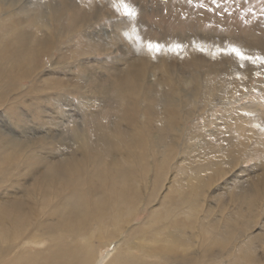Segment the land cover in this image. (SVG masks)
<instances>
[{
	"label": "rangeland",
	"instance_id": "rangeland-1",
	"mask_svg": "<svg viewBox=\"0 0 264 264\" xmlns=\"http://www.w3.org/2000/svg\"><path fill=\"white\" fill-rule=\"evenodd\" d=\"M12 3L11 6L0 2V130L12 136L17 147L26 149L16 148L12 152L0 146V210L10 205L14 196L10 192L17 197L19 192L20 195L28 189L31 192L32 181L28 179L32 169L40 168L45 173L49 168L55 175L54 187L48 189L52 193L49 197L59 188L71 203L73 187L66 184L63 172L71 163L83 165L84 185L99 187L102 183L107 195L121 190L123 183L118 174L110 172L111 153L115 152H111L109 142L125 150L128 133L135 128L150 142L144 153L146 158L142 159L143 163L150 161V165L133 164L134 178L143 193H134L132 205L138 211L133 223L139 229L129 236L131 242L150 244L151 237L144 233L168 219L171 221L168 230L181 228L180 236L192 235L189 240L192 244L187 241L177 249L185 258L194 257L193 254L200 257L203 246L209 245L210 226L206 223L209 219H214L216 226L228 224L241 231L247 223L250 227L245 229L244 236L259 235L264 240V187L256 181L264 171V0H14ZM125 4L135 10L134 16L125 13ZM149 43L160 45L159 51H150ZM193 48L202 52L213 49L217 54L207 60L199 53L194 55ZM231 48L252 60L255 68L253 65L245 68L241 63L245 58L237 56ZM229 65L232 71L223 73L222 68ZM118 68L121 70L115 74ZM148 81H153V87ZM154 137L161 147L151 145ZM82 138L83 154L75 152ZM165 160L164 165L160 164ZM156 172L163 175L157 187L152 182ZM38 176L41 178L42 174ZM152 188L154 192L150 195ZM32 189L38 191L36 197L42 193ZM179 194L178 200L183 194L182 202L167 199L168 195L174 198ZM163 196L166 199L161 202ZM91 199L89 196L88 201ZM194 200L192 209H185L181 217L175 215L177 209ZM142 201L147 203L144 209L139 206ZM50 202L55 204L57 199ZM45 204L47 207L42 209L39 202L37 218L57 220L60 215L52 213V204L49 201ZM118 205L123 221L118 224L106 215L102 221L88 222L81 233L86 238L92 234L97 260L114 251L118 242L112 237L119 227L126 225L128 212ZM78 217L64 215L52 227L57 228L56 225L59 227L67 220L69 225L75 219L78 223ZM146 220L151 223H144ZM188 220L195 227L193 224L187 227ZM57 233L61 237L58 241L71 240ZM157 234L159 238L161 234ZM121 235L129 234L122 231ZM109 239V245L104 246ZM76 240L84 239L75 236ZM45 242L40 248L27 246V251L31 248L28 256L15 264H35L33 254L51 244L49 238ZM139 250H133L138 261L127 264L153 260L144 259ZM254 251L262 254L263 259L250 264H264V243H258ZM213 252L218 254V249L213 248ZM11 254L0 264H8ZM223 255L222 260L232 259L231 254ZM219 263L222 264L217 259L208 264ZM235 263L247 264L241 260L231 264Z\"/></svg>",
	"mask_w": 264,
	"mask_h": 264
},
{
	"label": "bare ground",
	"instance_id": "bare-ground-1",
	"mask_svg": "<svg viewBox=\"0 0 264 264\" xmlns=\"http://www.w3.org/2000/svg\"><path fill=\"white\" fill-rule=\"evenodd\" d=\"M10 1V2H8ZM0 2H2L3 5H13L14 0H0ZM9 3V4H7ZM5 7V6H4ZM3 7V8H4ZM94 7V6H93ZM95 9V8H94ZM51 10V8H50ZM6 13V12H5ZM49 14V13H48ZM51 14V13H50ZM45 17V16H44ZM47 18V17H46ZM80 18V17H79ZM48 23V21H47ZM51 24H49L50 26ZM125 25V24H124ZM23 35V34H22ZM125 36V35H124ZM126 37V36H125ZM100 42V41H99ZM101 43V42H100ZM194 47V46H193ZM219 51V50H218ZM124 52V51H123ZM192 51H190L191 53ZM217 52V50H216ZM213 49H207L206 51H198L196 48H193V54L194 55H201V57L203 56V58L207 59V60H212L214 59L213 57L216 56V53ZM38 54V52H37ZM125 55V54H124ZM123 55V56H124ZM262 55V54H261ZM220 56V55H219ZM143 57V56H142ZM201 59V58H200ZM222 59V58H221ZM225 59V58H224ZM204 60V59H202ZM132 61V60H131ZM264 61V60H263ZM129 62V59H128ZM127 63V65L129 64L130 66H134V63ZM142 62V61H141ZM221 62V61H220ZM21 63V62H20ZM29 63V62H28ZM27 63V65H28ZM138 63V62H137ZM241 63L244 65V67H249V69L252 67L253 62L252 60H241ZM261 63V62H260ZM53 65V63H52ZM51 65V66H52ZM141 65V64H140ZM231 65V64H230ZM228 67H221L222 68V72L225 74H228L232 71L233 67L231 66ZM255 65V64H254ZM253 65V67H254ZM2 66V65H1ZM154 66V65H153ZM225 66V65H224ZM5 67V66H4ZM15 67V66H14ZM21 67V66H20ZM29 67V66H28ZM115 67V66H114ZM138 67V66H137ZM142 67V66H141ZM116 68V67H115ZM244 68V69H245ZM255 68V67H254ZM120 68H118V70H115V74H119V70ZM32 71V69H30ZM38 70V69H36ZM133 70V69H130ZM241 70V69H240ZM243 70V69H242ZM241 70V72H242ZM125 71V70H124ZM140 71V70H139ZM143 71V70H142ZM146 71V70H145ZM144 71V72H145ZM148 71V70H147ZM146 71V72H147ZM236 71V70H234ZM250 71V70H249ZM213 72V71H212ZM216 72V71H215ZM221 72V73H222ZM240 72V71H239ZM240 72V73H241ZM245 72V71H244ZM248 72V70L246 71ZM124 73V72H121ZM235 73V72H234ZM34 74V72H33ZM31 74V75H33ZM38 74V73H37ZM140 74V73H139ZM138 74V75H139ZM166 74V73H165ZM36 75V74H35ZM122 75V74H121ZM128 75V74H127ZM141 75V74H140ZM145 75V73H144ZM123 76V75H122ZM224 76V75H223ZM137 77V76H136ZM139 77V76H138ZM145 77V76H144ZM36 78V77H35ZM40 78V77H39ZM123 77H121L122 79ZM127 78V77H126ZM125 78V79H126ZM33 79V78H32ZM127 80V79H126ZM134 80V79H132ZM140 80V79H139ZM158 79H156L157 81ZM36 81V80H35ZM138 81V80H137ZM168 81V80H167ZM134 81H131V83ZM150 88L153 87V81H148ZM151 82V83H150ZM48 83V82H46ZM135 83V82H134ZM32 84V83H31ZM14 85V84H13ZM49 85V84H47ZM52 85V84H51ZM136 85V83L134 84ZM171 85V84H170ZM35 86H37L35 84ZM199 86V85H198ZM19 88V87H18ZM23 88V87H21ZM155 88V87H154ZM175 88V87H174ZM24 90V88H23ZM36 90V89H35ZM160 90V89H159ZM19 91V90H18ZM175 91V90H174ZM22 92V90L20 91ZM152 93V92H151ZM164 93V92H163ZM186 93V92H185ZM166 94V93H165ZM48 95V94H47ZM155 95V94H154ZM161 95V94H160ZM172 95V94H170ZM174 95V94H173ZM172 95V97H173ZM147 96V95H146ZM189 97V96H188ZM192 97V96H191ZM169 98V97H168ZM174 98V97H173ZM180 98V97H179ZM178 98V99H179ZM19 99V98H18ZM37 99V98H36ZM182 99V98H180ZM189 99V98H188ZM204 99V98H203ZM5 100V99H4ZM173 100V99H172ZM159 101L163 102L165 101L164 98H159ZM158 101V103H160ZM6 102V101H5ZM166 102V101H165ZM179 102V101H178ZM20 103V102H19ZM183 103V102H182ZM192 103V102H191ZM165 104V103H164ZM172 104V103H171ZM185 104V103H183ZM191 105V104H190ZM189 105V106H190ZM179 106V105H178ZM186 106V105H185ZM188 106V107H189ZM176 107V106H175ZM192 107V106H190ZM123 109V108H122ZM155 109V108H154ZM167 109V108H166ZM156 110V109H155ZM163 111V110H162ZM158 113V112H157ZM160 113V112H159ZM166 114V113H165ZM192 114V113H191ZM157 115V114H156ZM167 115V114H166ZM171 115V114H170ZM149 116V115H148ZM151 116V115H150ZM155 116V115H154ZM166 117V116H165ZM164 119V118H163ZM168 119V118H167ZM150 121V120H149ZM9 122V121H8ZM133 122V121H132ZM167 122V121H166ZM134 123V122H133ZM136 123V122H135ZM174 123V122H172ZM169 124V123H167ZM134 126V125H133ZM137 127V126H136ZM130 129V128H129ZM142 130V129H141ZM125 131V130H124ZM8 133L2 132L0 130V146L3 149L6 150H17L19 149V151L21 149H26L25 147H17V142L12 139V136H8ZM114 137V134H112ZM146 135V134H145ZM117 136V135H116ZM121 136V135H120ZM128 142H126L125 144V150L123 148L118 147L117 145H114L113 142H109V145L111 146L112 150L111 152H115V153H111V156H113V162L112 164L109 166L110 168V172L114 173V174H118V178L121 179L122 183H123V187L121 188V190L116 191V193L114 192H109V195H107L108 193H106L105 189H103V187L101 186V184L99 185V187H95V186H87L86 184L84 185V180L85 178H82L83 175H85V173H82V166L80 165L78 162L76 164L73 165H66V168L63 170L64 175L67 177L66 179V184H71L73 187L74 194L72 195V201L71 202H67L66 199H68V195H64L61 194V191L59 190V188H55L58 191H55V193H53L52 197H49V195H52V193H50L48 191L49 188L54 187L53 183L55 181V175L53 172H49V168H47V170L43 173L40 171L39 169L33 170L31 174L29 175V179L30 181H32L31 186H33L36 189L42 190V193L39 195V197H36V194L38 193V191L36 192L35 190H33L31 188V192L29 191L30 189H28L27 191L25 190L24 194L22 193L17 197V195L15 193L10 192L11 194H13L14 196L12 198H10V205H6L5 209L3 207V209L0 210V262H3V258L8 254V253H12V259H10L8 264H15L18 263L20 260L25 258V255L28 256V251L31 249H28L27 251V246H36V247H42L45 242L46 238H49L51 240V244L48 245L46 248H44L43 250L38 251L36 253L33 254V258H35L36 263L35 264H69V262L71 264H115V263H119V264H127V263H131L132 261L137 262L138 260L135 258L134 254H133V250L135 248H139L143 255L144 259H148V258H153L152 261H147L145 260V262L143 263H139V264H208L210 262H212L213 260H221L222 264H231L234 263L237 260H241L247 264H250L252 261L254 262L255 260L260 261L263 259V255L260 254H256L254 249L256 248L257 244L262 242L264 243V240L262 241V239L259 238V235H247L246 234L244 236V232L245 229H247L248 227H250L249 224L245 223L243 225V228H241L244 231H241L240 229H234L232 226L230 225H219L216 226V222L214 221V219H209L206 223L208 224V227L210 228V231H207V237H208V244L209 245H204L202 248V254L201 256H197L196 254H193L194 257H189V258H185V256L180 255L177 253V249L178 246H181L184 244V242H190L189 240H192V235L188 234L189 236L187 238H185L184 236H180V230H182L181 228H175L170 231V229L168 230V225L170 224V220H166V221H162L158 224V226H156L155 224V228H149V230L147 232H145L144 234L149 235L152 241L150 244H141L140 242H131L129 240V236L130 235H135V233H137L138 229H139V225H136L133 223L134 220V215L137 213V209L138 207L136 205V208L133 207L132 204H134V193L135 191L138 193H141L142 191L140 190V187L138 185V179L134 178V173H133V167L135 163H139L140 165H145L144 167H148L150 164V161L147 163H143L142 159H144L145 155L144 154L146 151H148L150 142L146 140V138L144 137V134L142 136V133L140 131H137L135 128H133L130 133H128ZM83 137V136H82ZM112 137V138H113ZM158 138V136H157ZM156 137H154V141H151V145H153L154 147H158L159 143L157 142ZM125 139V138H124ZM47 140V139H46ZM109 141V140H108ZM126 141V140H125ZM16 142V143H15ZM49 143V142H48ZM35 144V143H33ZM45 144V143H44ZM79 147L77 148V150L75 152H80L81 154L84 153L83 149H84V144H83V138L82 141L80 140V142H78ZM20 146V145H19ZM161 147V146H159ZM17 148V149H16ZM35 148V147H34ZM166 148V147H165ZM162 149V148H161ZM164 149V148H163ZM69 150V149H68ZM72 150V149H71ZM109 150V149H108ZM165 150V149H164ZM10 151V152H11ZM12 151V152H13ZM152 151V150H151ZM150 151V153H151ZM8 152V151H7ZM8 152V153H10ZM22 152V151H21ZM25 152V151H24ZM73 152V150H72ZM168 153V152H167ZM153 154V153H152ZM18 155V154H17ZM23 155V154H22ZM65 154L62 155V157ZM110 155V154H109ZM28 156V155H27ZM84 156V155H82ZM118 156V157H116ZM166 156V155H165ZM34 157V156H33ZM146 158V157H145ZM29 159V158H28ZM33 159V158H32ZM76 159V158H74ZM73 159V160H74ZM165 159V158H164ZM163 159V160H164ZM84 160V159H83ZM148 160V159H147ZM160 160V159H159ZM60 161V160H59ZM59 161L57 163H59ZM63 161V160H62ZM75 161V160H74ZM82 161V160H81ZM137 161V162H135ZM72 162V161H71ZM83 162V161H82ZM165 161H163L162 165H164L163 163H165ZM48 163V162H47ZM61 163V162H60ZM70 163V161H69ZM75 163V162H74ZM84 163V162H83ZM51 164V163H50ZM56 164V163H55ZM64 164V163H63ZM61 163V165H63ZM82 164V163H81ZM106 164V163H105ZM154 164V163H153ZM29 165V164H28ZM48 165V164H46ZM139 165V166H140ZM178 165V164H177ZM44 166V165H43ZM52 166V165H51ZM86 166V164H85ZM59 167V166H58ZM57 167V168H58ZM62 167V166H61ZM64 167V166H63ZM106 167V166H105ZM42 168V167H41ZM6 169V168H5ZM46 169V168H45ZM102 169V168H101ZM58 170V169H57ZM103 170V169H102ZM164 170V169H163ZM5 171V170H4ZM148 171V170H147ZM41 172V173H39ZM49 172V173H48ZM58 172V171H57ZM86 172V171H85ZM162 172V171H160ZM160 172H156L154 178L152 179L153 185L156 186L158 181H160V179L163 177V175ZM8 173V172H7ZM6 173V174H7ZM99 173V172H98ZM38 174H42L41 178L38 176ZM46 174V175H44ZM83 174V175H82ZM57 175V174H56ZM59 175V174H58ZM57 175V176H58ZM82 175V176H81ZM98 175V174H97ZM103 175V174H102ZM106 175V174H105ZM3 176V175H2ZM9 176V175H8ZM36 176V178H35ZM148 176V175H147ZM257 176V175H256ZM62 177V176H61ZM64 177V176H63ZM86 177V176H85ZM90 177V176H89ZM111 177V176H110ZM101 178V177H100ZM104 178V177H103ZM108 178V177H107ZM148 178V177H147ZM58 179V178H57ZM61 179V178H59ZM94 179V177H93ZM164 179V178H163ZM65 180V179H64ZM105 180V179H104ZM135 180V183H134ZM91 181V180H90ZM256 181L257 183L263 184L264 187V171L259 174L256 177ZM15 182V181H14ZM95 182V181H94ZM96 183V182H95ZM148 183V182H147ZM20 184V183H19ZM57 184V183H56ZM97 184V183H96ZM159 184V183H158ZM59 185V184H58ZM95 185V184H94ZM104 185V184H103ZM120 185V184H119ZM135 185V188H134ZM61 186V185H60ZM144 186V184H143ZM161 186V184H160ZM109 187V186H108ZM120 187V186H118ZM150 187V186H148ZM157 187V186H156ZM261 187V186H260ZM259 187V188H260ZM27 189V188H26ZM67 189V188H66ZM112 189V188H111ZM119 189V188H118ZM146 189V188H144ZM18 190V189H17ZM68 190V189H67ZM107 190V189H106ZM169 190V189H168ZM261 190V188H260ZM9 191V190H7ZM109 191V190H108ZM17 192V191H16ZM145 192V191H144ZM154 192L153 188L150 190V195ZM247 192V191H246ZM251 192V191H249ZM258 192V191H257ZM261 192V191H260ZM143 193V192H142ZM141 193V194H142ZM196 193H198V191H196ZM248 193V192H247ZM255 193V192H254ZM253 193V194H254ZM146 194V193H145ZM260 194V193H259ZM89 196H92V199L90 201H88ZM155 196V195H154ZM153 196V197H154ZM180 194L178 195V197H174L171 198L172 196L168 195L167 199L174 201V203L178 200ZM4 197V196H3ZM166 197V196H165ZM164 196L161 199V202L166 199ZM182 197L183 194H181L180 197V201L182 202ZM148 198V197H147ZM249 198V197H248ZM51 199H57V202L55 204H52L50 202ZM150 199V198H149ZM176 201H175V200ZM252 199V198H251ZM9 200V199H6ZM69 200V199H68ZM178 200V201H179ZM193 200V199H192ZM46 201H49V204L51 205V211L54 214H58L60 215L59 218H57V220L54 219H39V217L37 218L38 212H37V206H39V202L41 203V207L42 209L47 207V205L45 204ZM140 201V199H139ZM139 201L137 203H139ZM166 201V200H165ZM4 202V201H3ZM136 202V201H135ZM168 202V200H167ZM171 202V201H170ZM9 203V202H8ZM119 204H121L122 206H124L123 211H127L128 212V219L126 222L125 226H121L119 227V231L117 234H115L112 237L113 239H116V241L118 242L117 246L114 248L113 252H106L104 256H102L101 258H99L97 260V256L94 255V245L91 241V236H87L88 238L85 237V235H81L83 229H85V227L88 224V222L96 219H100L101 221L105 219V216L108 215L109 219L112 221H117L118 224L120 223L121 219V215L120 214V209H119ZM194 203H196V201L194 200V202H188L187 205H184V208L177 209V212L175 215L177 216H182L183 215V211H186L185 209H192L191 206L194 205ZM29 205V206H28ZM132 205V206H131ZM147 205V203L145 201H142L139 206L144 209L145 206ZM174 205V204H173ZM172 205V206H173ZM109 207V208H108ZM182 207V206H181ZM49 208V209H50ZM107 208L109 209V211L107 210ZM107 210V211H106ZM198 210V209H197ZM155 212V211H154ZM196 212V211H195ZM31 213V214H30ZM152 213V211H151ZM158 214V212H156ZM194 213V212H193ZM192 213V214H193ZM41 214V213H40ZM44 214V213H43ZM54 214V215H55ZM72 214L74 216H79L77 218V221L74 220V222L71 221V225H69L68 223H66L67 221H65V223L61 226L57 228L54 226L52 227L54 224H59V220L61 218H63L64 215H69ZM161 214V213H159ZM187 214H190L189 212H187ZM195 214V213H194ZM27 215H34V217H36L37 219H35L33 216V218H27L25 216ZM131 215V216H130ZM44 216V215H43ZM68 217V216H67ZM107 217V218H108ZM130 217V218H129ZM163 217V216H162ZM198 218V216H195ZM65 218V217H64ZM159 217L156 218V221ZM194 218V217H193ZM196 218V219H197ZM206 218V217H205ZM125 219V218H124ZM123 219V220H124ZM150 219V218H149ZM122 220V221H123ZM95 221V220H94ZM99 221V220H98ZM189 224L187 223V227L188 225H192L194 226V222H191V220H188ZM108 222V221H107ZM106 222V223H107ZM124 222V223H125ZM197 222V220H196ZM195 222V223H196ZM52 223V224H51ZM93 223V222H92ZM101 223V222H100ZM105 223V224H106ZM122 223V222H121ZM144 223H151L149 221H145ZM154 223V222H153ZM179 223V222H178ZM205 223V222H204ZM205 223V224H206ZM218 223V222H217ZM222 223V222H221ZM117 224V225H118ZM197 224V223H196ZM206 224V225H207ZM113 225V224H112ZM115 224V226H117ZM124 225V224H123ZM146 225V224H144ZM152 226V224H150ZM174 225V224H172ZM95 226V225H94ZM93 226V227H94ZM99 226V225H98ZM110 226V225H109ZM114 226V225H113ZM171 226V225H170ZM97 227V226H96ZM144 227V226H143ZM147 227V226H146ZM181 227V225H180ZM185 227V229L187 228ZM192 227V226H191ZM195 227V226H194ZM118 228V227H116ZM102 229V228H101ZM111 229V228H110ZM163 233H161L162 230ZM167 229V230H164ZM184 229V230H185ZM195 229V228H194ZM89 230V229H87ZM117 230V229H116ZM142 230V229H141ZM183 230V231H184ZM189 230V229H188ZM191 230V229H190ZM202 230V229H201ZM100 231V230H99ZM104 231V230H103ZM101 230V232H103ZM106 231V230H105ZM115 231V230H114ZM122 231H125L126 233H128V236H122L121 233ZM186 231V230H185ZM192 231V230H191ZM57 232H60L59 235L61 236H69L71 238V240L68 242L67 240H59V236L56 235ZM88 232V231H87ZM98 232V230H97ZM107 232V231H106ZM193 232V231H192ZM195 232V231H194ZM201 232V231H200ZM64 233V235H62ZM86 233V232H85ZM96 233V232H95ZM161 234V236H159L158 238V234ZM58 234V233H57ZM89 234V233H88ZM94 235H97L94 234ZM105 235V234H104ZM103 235V236H104ZM197 235L198 232H197ZM57 238H56V237ZM75 236H81V239L83 238L84 240H76L75 241ZM107 236V235H106ZM105 236V237H106ZM110 236V235H109ZM143 236V235H142ZM145 236V235H144ZM201 236V235H200ZM98 237V236H97ZM234 237H235V241H237L236 243H234ZM90 238V239H89ZM110 238V237H108ZM136 238V237H133ZM141 238V237H140ZM139 238V239H140ZM201 238V237H200ZM262 238V237H261ZM107 239V238H106ZM105 239V240H106ZM241 239H243L242 241H240ZM109 240H107L106 242H104V246H108L109 245ZM133 243V244H130ZM156 243H158V246H156ZM192 244V242H190ZM189 243V244H190ZM194 244V243H193ZM201 244V243H199ZM233 246H232V245ZM184 246V245H183ZM186 246V245H185ZM201 246V245H200ZM199 246V248H200ZM232 246V247H231ZM192 247V246H190ZM195 247V246H193ZM198 247V246H197ZM217 248L218 249V254H215L213 252V248ZM29 248V247H28ZM188 249V248H187ZM184 250V249H183ZM200 249H198L199 251ZM179 251V250H178ZM138 252V251H137ZM184 251H182L181 253H183ZM135 253V252H134ZM32 254V253H31ZM189 254V253H187ZM223 254L226 255H230L232 256V259L228 260H222V257L225 256ZM136 255V254H135ZM139 255V253L137 254ZM24 257V258H23ZM28 258V257H27ZM31 258V256H30ZM155 258V259H154ZM94 259H96L97 261H95ZM28 260V259H27ZM34 260V259H33ZM34 260V261H35ZM39 260H41V262H39ZM43 260L46 262H43ZM94 260V261H93ZM140 261V260H139ZM25 262V261H24ZM32 264H34L33 262H31ZM217 263V262H216ZM220 264V263H219ZM236 264V263H235Z\"/></svg>",
	"mask_w": 264,
	"mask_h": 264
},
{
	"label": "snow or ice",
	"instance_id": "snow-or-ice-1",
	"mask_svg": "<svg viewBox=\"0 0 264 264\" xmlns=\"http://www.w3.org/2000/svg\"><path fill=\"white\" fill-rule=\"evenodd\" d=\"M124 11L129 16H134L136 14L135 13V10L133 8H131L130 6H128L127 4L124 5ZM147 47H148V49L150 51H152V50L159 51V49H160L161 46L158 45V44L149 43L147 45ZM175 47H179V46L177 45ZM230 51L234 52L237 56H240L241 58H245V59L248 58V57H244L243 54L240 53V51L238 49H236V48H231ZM257 59H262V58H259L258 57Z\"/></svg>",
	"mask_w": 264,
	"mask_h": 264
}]
</instances>
